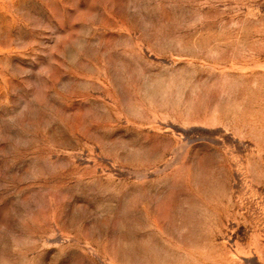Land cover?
Instances as JSON below:
<instances>
[{
  "label": "rangeland",
  "instance_id": "1",
  "mask_svg": "<svg viewBox=\"0 0 264 264\" xmlns=\"http://www.w3.org/2000/svg\"><path fill=\"white\" fill-rule=\"evenodd\" d=\"M0 264H264V0H0Z\"/></svg>",
  "mask_w": 264,
  "mask_h": 264
}]
</instances>
